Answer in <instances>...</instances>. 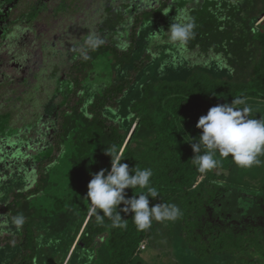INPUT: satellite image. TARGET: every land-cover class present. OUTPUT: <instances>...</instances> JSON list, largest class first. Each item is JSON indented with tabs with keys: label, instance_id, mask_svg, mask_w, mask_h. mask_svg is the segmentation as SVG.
Listing matches in <instances>:
<instances>
[{
	"label": "trees",
	"instance_id": "16d2710c",
	"mask_svg": "<svg viewBox=\"0 0 264 264\" xmlns=\"http://www.w3.org/2000/svg\"><path fill=\"white\" fill-rule=\"evenodd\" d=\"M171 1L0 0V231L8 223L20 238L0 236V264H153L145 253L177 235L194 248L189 264H250L236 258L244 254L264 262L260 228L212 237L203 231L210 214L241 219L251 212L244 213L247 202L264 209V155L250 168L217 155L218 166L204 173L191 160L196 124L210 107L242 97L249 118L263 119L253 105H264V0ZM182 11L195 19V35L178 54L152 31L167 32ZM80 30L91 44L70 51L67 73L59 61L49 70L46 59L68 55L54 31H71L75 49L84 43ZM98 67L109 70L106 78H93ZM113 145L133 172L152 170L159 196L149 206L175 204V221L153 220L140 230L131 213L120 212L126 227L90 215L87 185L92 174L110 171L105 151ZM12 176L26 191L11 187ZM56 181L60 195L45 196ZM144 191L125 189V198ZM214 201L221 203L215 214Z\"/></svg>",
	"mask_w": 264,
	"mask_h": 264
},
{
	"label": "clouds",
	"instance_id": "9594fccd",
	"mask_svg": "<svg viewBox=\"0 0 264 264\" xmlns=\"http://www.w3.org/2000/svg\"><path fill=\"white\" fill-rule=\"evenodd\" d=\"M194 28L195 19L182 11L175 14L167 32L157 30L152 33L156 40L164 41L166 38L175 47L176 53L182 54L195 35ZM178 59V55L173 54V66L178 63ZM250 113L251 109L246 105L245 99L237 97L231 103L210 107L207 114L198 119L196 127L201 130V134L195 142H191L194 153L191 160L198 171L204 173L216 168L219 164L217 155L231 156L234 163L242 168L261 164L258 157L264 155V119L249 118ZM105 154L111 158L110 171L105 174L106 170L101 169L92 174L87 185L86 199L90 205V215H95L100 222L107 216L114 227H126L120 212L131 213L133 223L140 230L149 228L153 220L175 221L181 215L175 204L159 203L149 206V197L155 199L159 196L157 189L151 186L153 172L150 168H136L133 172L128 164L121 163L123 154L115 145L105 151ZM129 188L146 191L138 196L125 198V189ZM120 204L124 207L118 211L117 206ZM14 221L17 225H22L23 217H14Z\"/></svg>",
	"mask_w": 264,
	"mask_h": 264
},
{
	"label": "rangeland",
	"instance_id": "374dc122",
	"mask_svg": "<svg viewBox=\"0 0 264 264\" xmlns=\"http://www.w3.org/2000/svg\"><path fill=\"white\" fill-rule=\"evenodd\" d=\"M169 1H170V5H171L172 1L171 0H169ZM176 4H178L179 6H182L184 4V1L179 0L178 2H176ZM80 32L81 33L79 34V36L82 37V38L85 37L83 39L84 43L78 45L74 49L73 47H70L71 46L70 45L71 42L72 41L74 42V39H75L72 36L73 34L71 33V31H70V33L69 32L68 33L64 32V34H62V35L59 33V31H54V34L52 35V36H54L53 38L56 39L58 42L62 43L61 46H59V49L62 50V51H68V55L65 56V54H66V52H65L63 57H60L59 59L58 58L56 59V56H55V58H53V57L51 58L50 57L51 59H46L47 60L46 63H48L47 64V68L49 70L51 69L52 65L56 64L59 61L60 64L59 63L58 64L60 65V71H62V68H63V72L67 73L68 66H71L70 51L71 50H75L76 53H81L82 51H84V44H86V45L87 44L88 45L91 44L92 38L91 37L87 38V35H85L84 31L80 30ZM57 33H59V35ZM93 40L95 41L96 39H93ZM65 45L66 46L70 45V46L65 49ZM47 68H44V69H47ZM98 70L100 71L99 74H94L95 77H93V78H96V79H98V78H100V79L106 78L105 74L109 70L106 67L103 70H102V67H98ZM40 71H41V69L34 70L33 74H35V73L36 74H40ZM71 72L72 71H70L69 73H71ZM73 75H74V73L72 74V76ZM92 76L93 75H91V77ZM57 100L58 99H56V101ZM250 103L253 104L252 102L249 101V104ZM253 108L255 109V111H259V112L263 111L264 112V105L263 104H259V103L256 104L255 103L253 105ZM263 119H264V115H263ZM132 128H133V126H132ZM129 135H130V132L127 135V138L129 137ZM58 154H59V152L55 150L53 157H56ZM47 163H48V161L46 162V160H45L42 164L45 165ZM224 172L226 173L225 170H224ZM19 176H21V175H19ZM10 178H11V184H12L11 187L12 188H20V189H18V191L19 190L26 191V188L21 189V187H16L15 182H14L15 179L13 178V176L10 177ZM19 178H21V177H19ZM22 179H23V181L29 180V178H26L25 176H23ZM34 180H36V179H34ZM53 180H56V179L53 178ZM56 182H57L56 183V187L52 186L53 190L50 189L51 192L46 193L45 196H47V197L53 196L52 192L54 193V195H56V194L60 195L59 191L62 189V186L60 185L59 181H56ZM33 183L34 182L30 183L28 188L30 186H33L34 185ZM8 189L10 190V188H8ZM7 195H8V193H7ZM8 197L9 198L7 200L10 201L11 200V194L10 193H9ZM1 198H5V197L1 196ZM45 204H48V203H45ZM155 204H159V203H155ZM242 204L246 208L245 211H244L245 214H247L246 213L247 211L249 212L251 210V212H249L246 216L244 215L245 217H243L241 219H237V218L231 217L230 215H228L227 217H221V216L215 217V215L210 214V216H208L207 218H204L206 223L204 224L203 231L207 232V236L208 237H212L213 235H216V234L217 235H222L223 233H225V231H229V230H231L235 234H239V233H241L242 231H244L246 229H250V228H253V227H258V228H260L261 232L264 235V209L261 208V207L259 208L258 207L259 204H256L257 206H255V208H253V209H252V207L254 205H252L251 203L247 202V203H242ZM220 209H221V203H219V201H216V202L214 201L213 203H209V210H210V212L212 211L213 214H215V212H218ZM89 213H88V216H89ZM7 219H6L7 222H9L10 218L8 216H7ZM4 221H5V219H4ZM163 222L164 221H162V223ZM86 223H87V218L85 220V224ZM157 223H159V222H157ZM7 225H8V223H3L2 224L1 231H0V236L1 237L13 236L14 237L13 240H11L9 242L12 243L14 241V243H17V239L16 238H19V236L16 234V232H11V229ZM212 227H214L215 229L211 230ZM180 241L181 240H180V236L179 235H177L175 237V241H173L172 243L169 242V240H161L159 242V244H161V248H159V249L157 248L158 249V251H157L158 255L156 254L157 252L153 253V251L150 250L149 252L145 253L146 254L145 258L148 261H150V262L152 260L153 264H189V263L194 262L196 260L195 259L194 248L190 244L187 247H184L183 245L180 244ZM79 243H80V240H79V237H78L76 242H75V244L72 246V249H71V251L69 253V257L72 254V250L74 249L75 245H77ZM4 244L5 243H2L0 245L4 246ZM145 244H147L146 241H144L141 244V247L143 248L145 246ZM155 255H156V257L154 258ZM236 258H242L244 260H248L250 262V264H264L263 261H261L259 258H256L254 255L250 256V255H247V254L245 255L244 254L241 257H236ZM147 263H149V262H147Z\"/></svg>",
	"mask_w": 264,
	"mask_h": 264
}]
</instances>
